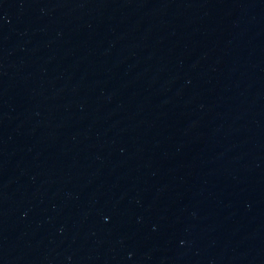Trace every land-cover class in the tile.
<instances>
[{
    "label": "water",
    "instance_id": "obj_1",
    "mask_svg": "<svg viewBox=\"0 0 264 264\" xmlns=\"http://www.w3.org/2000/svg\"><path fill=\"white\" fill-rule=\"evenodd\" d=\"M0 264H264V0H0Z\"/></svg>",
    "mask_w": 264,
    "mask_h": 264
}]
</instances>
